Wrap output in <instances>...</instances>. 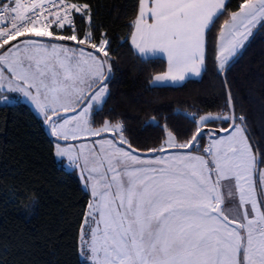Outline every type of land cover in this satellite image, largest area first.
I'll return each instance as SVG.
<instances>
[{"label":"snow or ice","instance_id":"obj_1","mask_svg":"<svg viewBox=\"0 0 264 264\" xmlns=\"http://www.w3.org/2000/svg\"><path fill=\"white\" fill-rule=\"evenodd\" d=\"M134 8L133 54L142 61L167 57V71L153 85L207 71L208 36L226 0H137ZM96 27L88 0H0V104L30 103L54 138L55 157L79 170L90 197L77 233L79 258L264 264V145L237 113L227 80L264 29V0H242L220 26V112L194 118L186 132L165 124L152 147L134 143L120 120L95 121L114 76L111 42ZM151 124L161 127L155 118Z\"/></svg>","mask_w":264,"mask_h":264},{"label":"trees","instance_id":"obj_2","mask_svg":"<svg viewBox=\"0 0 264 264\" xmlns=\"http://www.w3.org/2000/svg\"><path fill=\"white\" fill-rule=\"evenodd\" d=\"M88 2L96 34L105 33L111 42L114 72L110 96L95 115L97 124L120 120L134 143L152 147L165 124L186 132L194 118L220 112L224 84L214 64L218 34L242 0H227L208 36L207 71L178 86H154L166 61H142L133 54L129 23L137 0ZM227 80L237 113L246 115L254 140L264 145V29L227 72ZM153 118L160 128L151 124ZM88 200L77 173L56 161L43 122L24 103L0 104V264H83L76 243Z\"/></svg>","mask_w":264,"mask_h":264},{"label":"rangeland","instance_id":"obj_3","mask_svg":"<svg viewBox=\"0 0 264 264\" xmlns=\"http://www.w3.org/2000/svg\"><path fill=\"white\" fill-rule=\"evenodd\" d=\"M218 43H219V41H218ZM19 94H9V96H10V98L12 97V96H18ZM16 103H24V104H26L31 110H32V112L42 121V119L40 118V116H38L37 115V113L35 112V111H33V106L30 104V103H27V102H20V101H18V102H16ZM43 122V121H42ZM44 124V123H43ZM206 139H207V137H206ZM54 152V151H53ZM55 156V155H54ZM55 159H56V161L57 162H59L60 164H62L63 165V167H64V169L65 170H67V171H74V172H76L77 173V175H78V177H79V179H80V181H81V185H82V187H83V182H82V180H81V178H80V176H79V170L78 169H70L69 167H68V162H67V159L66 158H57V157H55ZM84 188V187H83ZM90 198V197H89ZM82 261V260H81ZM82 263L84 264V261H82Z\"/></svg>","mask_w":264,"mask_h":264},{"label":"crops","instance_id":"obj_4","mask_svg":"<svg viewBox=\"0 0 264 264\" xmlns=\"http://www.w3.org/2000/svg\"><path fill=\"white\" fill-rule=\"evenodd\" d=\"M226 2H227V0H226ZM130 44H131V41H130ZM134 50V49H133ZM135 51V50H134ZM160 55H163V54H160ZM149 56H151V54H149ZM163 59L166 61V63H167V57L166 56H164L163 57ZM167 67H168V65H167ZM167 71V69L165 70V72ZM162 74V73H161ZM158 75H160V74H158ZM155 78V77H154ZM154 78H153V80H154ZM197 78H199V77H191V78H188V77H186V79L184 80V81H178V82H163L162 83V86H178V85H181L182 83H184L186 80H189V79H197ZM154 86H156V85H154Z\"/></svg>","mask_w":264,"mask_h":264},{"label":"water","instance_id":"obj_5","mask_svg":"<svg viewBox=\"0 0 264 264\" xmlns=\"http://www.w3.org/2000/svg\"><path fill=\"white\" fill-rule=\"evenodd\" d=\"M252 39H253V38H251L250 41H251ZM64 43H66V44H68V45H74V44H75V42H72V41H66V42H64ZM249 43H250V42H249ZM249 43L246 44L245 49L247 48V46L249 45ZM245 49L242 51V54H243V52L245 51ZM89 50H90V51H95V50H91V49H89ZM242 54H241V55H242ZM101 55H102V54H101ZM241 55L239 56V58L241 57ZM239 58H238V59H239ZM236 61H237V60H236ZM236 61H235V62H236ZM235 62H234V63H235ZM222 80H223V79H222ZM44 128H45L46 134H47V135L49 136V138L53 141L54 138L51 137V136L49 135V129H48L45 125H44ZM209 128H211V127H209ZM208 130H209L208 128L205 129L206 132H207ZM108 135H109V137L111 136V134H108Z\"/></svg>","mask_w":264,"mask_h":264}]
</instances>
